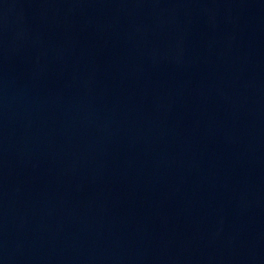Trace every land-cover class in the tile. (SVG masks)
Instances as JSON below:
<instances>
[{
  "label": "water",
  "instance_id": "water-1",
  "mask_svg": "<svg viewBox=\"0 0 264 264\" xmlns=\"http://www.w3.org/2000/svg\"><path fill=\"white\" fill-rule=\"evenodd\" d=\"M0 264H264V0H0Z\"/></svg>",
  "mask_w": 264,
  "mask_h": 264
}]
</instances>
